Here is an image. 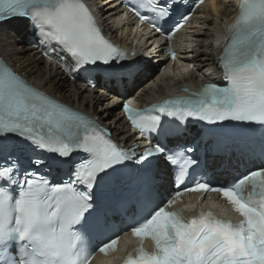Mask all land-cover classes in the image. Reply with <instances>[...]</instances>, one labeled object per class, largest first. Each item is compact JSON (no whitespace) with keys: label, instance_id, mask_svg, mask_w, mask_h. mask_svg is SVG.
I'll return each mask as SVG.
<instances>
[{"label":"bare ground","instance_id":"bare-ground-1","mask_svg":"<svg viewBox=\"0 0 264 264\" xmlns=\"http://www.w3.org/2000/svg\"><path fill=\"white\" fill-rule=\"evenodd\" d=\"M91 1L96 7L99 6L101 17H103L109 30L115 33V36L118 28L123 23H130L131 18L125 14L120 15L119 6L115 1ZM236 4L237 0H219V11L216 15L212 14L214 18L207 22L208 29L205 31L204 36L201 37L211 38L215 28L219 27L222 21L235 10ZM27 32V23L24 21L11 20L0 23V52L4 57L31 81L47 89L52 94L86 110L93 111L104 123L114 127L117 137L124 139L126 131L122 126L124 123L123 119L119 117L116 107L108 108V105L112 102V95L78 87L58 68L48 63L37 49L25 43ZM211 65V55L201 58L199 66L202 74L215 76ZM150 69H153L151 65L146 68L142 75L145 76ZM142 80L140 81L143 85L141 92L147 95L150 91V87L147 85L150 77Z\"/></svg>","mask_w":264,"mask_h":264}]
</instances>
